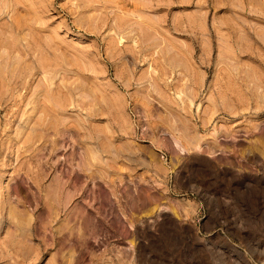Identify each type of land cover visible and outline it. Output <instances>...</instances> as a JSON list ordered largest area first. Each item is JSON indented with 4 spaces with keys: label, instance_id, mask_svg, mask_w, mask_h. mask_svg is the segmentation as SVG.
Wrapping results in <instances>:
<instances>
[{
    "label": "rangeland",
    "instance_id": "374dc122",
    "mask_svg": "<svg viewBox=\"0 0 264 264\" xmlns=\"http://www.w3.org/2000/svg\"><path fill=\"white\" fill-rule=\"evenodd\" d=\"M0 264H264V0H0Z\"/></svg>",
    "mask_w": 264,
    "mask_h": 264
},
{
    "label": "bare ground",
    "instance_id": "6f19581e",
    "mask_svg": "<svg viewBox=\"0 0 264 264\" xmlns=\"http://www.w3.org/2000/svg\"><path fill=\"white\" fill-rule=\"evenodd\" d=\"M255 145V144H254ZM254 148V147H253ZM257 149V148H256Z\"/></svg>",
    "mask_w": 264,
    "mask_h": 264
}]
</instances>
